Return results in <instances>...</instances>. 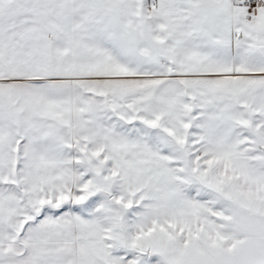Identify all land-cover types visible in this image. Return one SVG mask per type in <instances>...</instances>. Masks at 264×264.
<instances>
[{"label": "snow or ice", "instance_id": "6c2138e0", "mask_svg": "<svg viewBox=\"0 0 264 264\" xmlns=\"http://www.w3.org/2000/svg\"><path fill=\"white\" fill-rule=\"evenodd\" d=\"M0 264H264V0H0Z\"/></svg>", "mask_w": 264, "mask_h": 264}]
</instances>
